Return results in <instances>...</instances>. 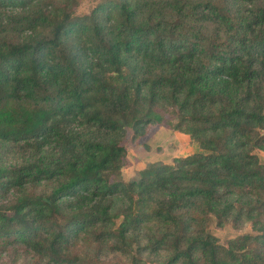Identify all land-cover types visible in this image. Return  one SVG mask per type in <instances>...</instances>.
<instances>
[{
    "label": "trees",
    "instance_id": "trees-1",
    "mask_svg": "<svg viewBox=\"0 0 264 264\" xmlns=\"http://www.w3.org/2000/svg\"><path fill=\"white\" fill-rule=\"evenodd\" d=\"M80 4L0 0V264H264V0ZM150 125L196 151L124 181Z\"/></svg>",
    "mask_w": 264,
    "mask_h": 264
},
{
    "label": "rangeland",
    "instance_id": "rangeland-1",
    "mask_svg": "<svg viewBox=\"0 0 264 264\" xmlns=\"http://www.w3.org/2000/svg\"><path fill=\"white\" fill-rule=\"evenodd\" d=\"M89 1L81 0L77 13H85L89 6ZM171 133L177 132L162 125H150L141 136L132 137L131 132L128 131L124 136L120 137V143L125 149V162L121 168L122 180L128 181L134 178L137 171L148 162H168L174 157L185 156L196 151L195 145L189 141L187 135L179 133L175 138L173 136L170 138ZM256 154L260 162L264 163V151H257ZM209 230L222 243L237 234L250 232L248 225L235 229L229 224L221 228H215L211 225ZM100 261L103 264L127 263L123 256L113 253H105Z\"/></svg>",
    "mask_w": 264,
    "mask_h": 264
},
{
    "label": "crops",
    "instance_id": "crops-1",
    "mask_svg": "<svg viewBox=\"0 0 264 264\" xmlns=\"http://www.w3.org/2000/svg\"><path fill=\"white\" fill-rule=\"evenodd\" d=\"M177 135H179V132H177V133H171V135L169 137L172 138V136H173L175 138ZM183 135H185V134H183ZM161 162H163V161H161Z\"/></svg>",
    "mask_w": 264,
    "mask_h": 264
}]
</instances>
